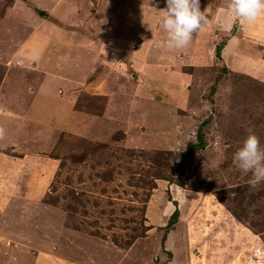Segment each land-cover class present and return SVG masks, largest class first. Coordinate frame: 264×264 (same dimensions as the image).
<instances>
[{"label": "rangeland", "instance_id": "obj_1", "mask_svg": "<svg viewBox=\"0 0 264 264\" xmlns=\"http://www.w3.org/2000/svg\"><path fill=\"white\" fill-rule=\"evenodd\" d=\"M129 1L82 0L71 26L37 18L65 31L64 50L41 49L46 63L38 54L37 65L0 61L2 110L19 99L38 104L23 120L0 116V264H264V182L250 187L251 173L233 161L249 131L264 147V17L261 38L258 29L242 33L255 22L233 17L216 32L213 65L194 73L208 108L194 131L175 138L156 132L167 120L152 107L159 83L135 67L174 52L158 49L163 37L142 25L130 39ZM10 3L0 0V18ZM22 23L26 35L34 22ZM93 23L107 35L96 39L104 44L96 69L75 43L95 36Z\"/></svg>", "mask_w": 264, "mask_h": 264}, {"label": "crops", "instance_id": "obj_2", "mask_svg": "<svg viewBox=\"0 0 264 264\" xmlns=\"http://www.w3.org/2000/svg\"><path fill=\"white\" fill-rule=\"evenodd\" d=\"M10 2L9 6L5 9L4 16L0 18V61H5L7 58L12 60L20 59L24 64L26 62L30 64L34 62L35 65L39 63L37 62L38 60H36L38 54L39 56L41 55L39 58L41 59L40 62L46 63V59L43 56L41 49L46 51L47 46L49 45L61 50H64L65 48V42L62 36L65 31L56 27L55 23L53 26H49L50 29L39 27L38 20L36 19L41 18L40 20L44 21L47 20L45 19L47 16L48 18L50 16L56 22L71 26L73 25V22L82 17V4H84L82 0H10ZM129 2H131V5L133 4V6H137H135V9L130 12L129 16L126 14L125 21H128V28L131 26V30L129 32L127 31L130 39H133L134 34L132 29L135 24H138V26L140 25L139 27H141V25L144 26L142 28L137 26V30L139 28V31L147 29L150 35H153V37L156 36V39L161 37L164 38V33L158 26V21L161 10L166 7L165 0H131ZM227 4L228 0H200V8L201 10L206 8V11L209 14V22L202 27L201 30L195 33L190 44L186 48L181 50L171 49L174 52L170 56L173 63L170 58L167 60L163 59V63H160V56L158 61H152L149 59L148 61H150V64L143 65L141 62H138V65L135 66L137 72H141L143 68L147 71L149 80L146 83L153 84L154 86L159 83L161 91L160 102L152 101V107L154 108L156 105H159L163 117H167V120L162 119V127H159V131L156 132H164L168 137L174 136L177 138L178 135L182 133L194 131L200 123L199 119L201 118V112L208 108L209 100L205 99L202 92H198V86L203 82H197L194 73L197 72L198 75L202 72V69H206L207 67L210 68L213 65L214 53L212 44L219 36L216 32L219 29L221 31H226L229 28L233 17L227 11ZM119 5H129V3L123 1ZM147 16L151 18L149 25H145L144 22V18ZM261 18L257 19L253 25L250 24L248 29H243L242 33L250 30L256 32V29H258V36L261 38ZM7 19L14 21L13 27L4 26V22L7 23L8 21ZM22 22H26L29 25H31V22H34V24L31 25L32 29L29 32H26V35ZM93 28L95 36L94 33H90L91 38L89 41L88 39H82V36H80L79 39H75V43L78 50L83 49L88 53L87 58L89 55L92 56L90 59L91 65L89 67L96 69L98 66L101 68L104 63V50L102 49V45L104 44L99 42L96 43V39L105 38L107 35L105 34L104 36L105 32L100 31L101 27L99 29L96 28L94 23ZM114 31L115 29H112L111 33ZM22 32H24L22 36L25 35L26 38L23 41L22 38H20L13 43L15 38L18 37L17 34H21ZM68 33L72 35L71 31ZM262 33L264 34V30H262ZM49 35L51 36V41L48 37ZM11 36L14 37L10 39L9 37ZM73 37L75 38V36ZM156 41L154 40L152 43H156ZM17 42L18 45L14 47ZM69 43L70 42H68V44ZM7 45L11 48L8 49ZM125 45H123L122 48L126 52L127 44ZM148 47L150 48L152 46L149 45ZM183 58H186V60H183ZM79 62V66L81 67L82 57ZM151 62H154L155 64L152 65ZM158 63L163 64L164 66L161 65L160 67ZM73 64L77 67V59ZM165 66L170 68V70L166 71ZM183 67H190L192 69L190 72L185 73L181 70ZM6 68L7 65L4 62L0 63V69ZM111 81L115 82L110 79L111 84H113ZM110 83H106L107 86H104V90L107 91L108 84ZM47 97L48 96L45 95L44 99ZM154 98H156L155 100L158 99V97ZM14 100H17V97ZM20 100L21 99H19V102L18 100L14 101L8 108L3 110L2 107H0V116L2 115L12 120L16 117H20L23 120L25 116L29 115L32 111L37 110L38 104L36 100H32L30 104L27 100ZM45 106L49 105L47 104ZM146 109L148 108L145 107L144 109L138 110L140 112L138 116L140 127L141 119L144 116V113L141 114V112H144ZM146 112L152 116L150 111ZM152 112L155 111L152 110ZM103 116L101 118H103ZM5 125H7V121L5 122ZM143 131L144 129L141 127V132ZM242 229L244 230V227H242Z\"/></svg>", "mask_w": 264, "mask_h": 264}, {"label": "clouds", "instance_id": "obj_3", "mask_svg": "<svg viewBox=\"0 0 264 264\" xmlns=\"http://www.w3.org/2000/svg\"><path fill=\"white\" fill-rule=\"evenodd\" d=\"M166 7L161 10L158 21L164 38L157 46L181 50L186 48L196 32L209 22V14L200 8V0H165ZM227 11L243 22L253 23L264 17V0H228ZM231 83L223 85V91L230 94ZM233 161L245 175L251 173L249 185L257 187L264 182V147L259 138L249 131L242 144L233 153Z\"/></svg>", "mask_w": 264, "mask_h": 264}, {"label": "trees", "instance_id": "obj_4", "mask_svg": "<svg viewBox=\"0 0 264 264\" xmlns=\"http://www.w3.org/2000/svg\"><path fill=\"white\" fill-rule=\"evenodd\" d=\"M200 135H201V133L198 132V133H197V139L199 140V144H203ZM199 144H198L197 146H200ZM192 147H196V144H190V145L188 146V148H192ZM175 219H177V213H175V214L172 216V218L169 219V221H168V222H169L168 225H170V224L173 225Z\"/></svg>", "mask_w": 264, "mask_h": 264}]
</instances>
